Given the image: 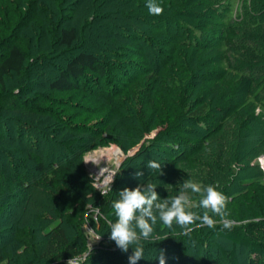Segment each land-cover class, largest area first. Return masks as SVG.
I'll return each mask as SVG.
<instances>
[{"label": "rangeland", "instance_id": "obj_1", "mask_svg": "<svg viewBox=\"0 0 264 264\" xmlns=\"http://www.w3.org/2000/svg\"><path fill=\"white\" fill-rule=\"evenodd\" d=\"M118 1L93 12L88 11L93 0H68L61 9L55 0H0V54L14 43L27 57L22 74H9L0 84V264H14L12 255L23 249L13 237L16 226L34 231L42 251L35 264H95L99 259L113 257L129 264L131 247L135 245H130L127 253L122 252L110 239V222L99 221L103 212L89 200L85 204L87 212L80 213L77 202L57 188L59 184L48 167L51 155L68 161L71 187L81 196V169L100 194L99 183L104 176L95 181L93 177H98L101 169H107L105 175L112 171L116 174L110 188L116 184L134 189L150 181L157 186L161 199L178 195L187 179L202 187L217 186L226 197L223 218L199 206L202 193L189 191L190 210L198 216L208 211L214 223L237 224L225 217L231 214V208L239 203L252 206L258 195H264V166L260 163L264 135L259 130L245 126L243 142L250 156L238 164L233 157L210 159L209 154H204L208 131L185 122L190 112H198L209 103L208 95L213 96L214 104H219L218 96L234 84L229 77L219 79L220 54L215 47L203 49L221 37L220 14L187 20L180 8L182 1L190 0H155L163 8L159 15L149 13V0ZM245 1L204 0V6L222 5L224 9L230 3L228 15H233ZM174 16L188 24L172 22ZM154 17L168 22L153 21ZM72 26L77 28L79 38L69 52L97 50L109 65L108 75L90 73L75 89H51L49 83L57 67L64 65L67 51L58 44L57 34L61 28ZM199 30L209 35V41L205 37L203 41L196 39L194 46L184 42L186 38L193 39L195 33L198 36ZM38 58L44 63L40 67ZM217 79L219 82H215ZM182 92L191 95L183 107ZM260 109L257 105L256 112ZM247 113L246 109L240 112L241 119ZM135 120L141 123L135 124ZM19 125L33 127L35 135L37 130L43 132L44 136L33 140L37 152L27 154L17 137ZM137 125L141 128L136 129ZM168 136L178 139L173 143L175 153L164 143ZM74 137L83 138L79 145L85 143V147L73 146L69 153L59 142ZM210 137L211 141L217 139ZM116 150L121 152L119 160L112 154ZM87 160L99 162L85 163ZM149 160L156 161L160 168L149 169ZM226 170L230 172L222 180ZM138 171L143 175L137 177ZM108 192L107 186L104 195ZM85 196L86 199L90 194ZM59 211L70 214L71 222L64 221ZM200 223L197 220L188 226L192 230L185 232L175 222L169 228L157 218L150 238L141 241L144 255L137 264H159L155 257L160 250L164 251L165 264H206L205 247L192 237L205 228L206 225L197 226ZM56 233L64 244L50 243ZM216 241L224 249H231L225 239ZM177 244L186 249V254L177 252ZM234 249L239 264H256V255L240 246ZM209 253L216 256V248Z\"/></svg>", "mask_w": 264, "mask_h": 264}, {"label": "trees", "instance_id": "obj_2", "mask_svg": "<svg viewBox=\"0 0 264 264\" xmlns=\"http://www.w3.org/2000/svg\"><path fill=\"white\" fill-rule=\"evenodd\" d=\"M55 1L58 3L59 9H61V5L68 2V0ZM114 1L93 0L92 4L89 7L87 6L88 11H103L104 7L106 8L105 4H109L110 6V3ZM122 1L119 0L118 2ZM181 4L180 11H185V15L187 16L183 15V18L186 17L187 20L192 18L201 20L204 16L213 17L215 14H220V23L218 24L221 30V37L216 44L210 43L208 47L203 49L207 50V48L211 49L215 47V52L220 54L218 62L222 74L218 76L219 79L229 77L234 80V84L227 87V92H222V96H218L220 97L217 101L219 104H214L213 99H211L213 96L207 94L208 99H210L209 103L205 104L207 108H204L206 107L204 106L200 110L198 109V112H190L187 118H185V122L208 131V136H206L208 147L204 150V154H209L210 159L215 157L218 160L221 158L231 160L230 157H233L234 162L239 164L250 156L248 150L246 151V144L243 142L245 139L243 132L246 128L245 126L251 127V130L255 128L256 132L259 130L260 135H264V0H246L244 4H241L236 9L233 15H228L232 10L230 3L226 4V9H222V5L204 6V0L182 1ZM49 15L52 18V12H49ZM183 18L174 16L172 22H180L187 25L188 23ZM158 19L164 22L162 24L168 22L166 18L159 17H154L153 21ZM188 26L197 32L198 29L195 26L192 24ZM204 37L209 41V35L204 36L203 32L199 30L198 36L195 33L191 37L193 39L186 38L184 42L194 46L193 44H195L196 39H202L203 41ZM77 38L79 37L75 26L61 28L58 31V44L63 46L67 51H65L66 55L63 60L64 65L60 68L57 67V74L49 83L51 89L60 91L75 89L81 81L92 75L90 73H94L98 77H106L108 75L109 65L97 50L69 52L74 47ZM38 59L37 63L40 67L44 63L41 59ZM26 60L27 57L23 49L14 43L9 45L5 49V53L0 54V84H3L5 76L9 74L21 75ZM34 61L32 59V62ZM219 79L215 82H219ZM223 95H225V98ZM190 96L184 92L181 93V107L190 101ZM124 104L126 103L123 102L122 108L125 110L127 107ZM257 105L261 109L256 112ZM245 109L248 110L247 116L241 119L239 114ZM134 122L135 124L141 123L138 120ZM137 126L136 129L141 128L139 125ZM16 130L18 133L17 137L21 143H24L23 145L27 150V154L29 152H37L38 149L32 146L34 144L33 140H38V136H44L43 132L37 130L35 131L37 132L35 135L34 131H32L33 127L20 125L16 126ZM210 136H215L217 139L211 141L209 139L211 138ZM138 140L137 137L134 141L137 142ZM177 140L173 136H168L164 140V143L169 146L170 151L172 150L171 152L173 153H175L173 143ZM81 141H84V139L74 137L61 140L59 143L67 152L72 153L71 148L73 146L77 148L85 147V143L79 145ZM67 164L68 161L62 162L56 155H51V162L48 167L56 177L59 184L57 188L61 192L67 193L71 200L77 202L81 214L87 212L85 204L89 200L93 206L98 207L103 212V218H99L100 222H115L116 216L114 214L113 202L119 199V192L126 187H120L115 184L107 195H101L92 185L89 175L85 170L81 169L78 174V182L83 187V196H81L71 187L70 169ZM37 168L40 169L41 165ZM123 170L124 166L121 167L119 175H123ZM229 172L225 171V177L222 180L226 179ZM88 194H90V197L85 199V195ZM231 210V214L225 217L235 221L237 224L229 222L214 223L212 227L205 226L200 235L196 232L193 233V241L206 249V264H239L234 249L237 246L247 249L251 255H256V264H264V195H258L252 206L239 203L232 207ZM58 213L64 221L71 222L70 214L63 215L60 211ZM225 224L228 226L225 227ZM13 237L23 248L20 254L12 255L11 260L13 263L35 264L38 262L42 251L34 231L29 230L25 226H16L13 231ZM219 238L228 241L231 249H224L216 241ZM54 241L58 245L65 243L58 233L53 234L50 243L52 244ZM175 247L178 249L177 252L179 254H186V249L179 244L175 245ZM213 247L216 248V256H212L209 253ZM95 264L122 263L113 257L99 259Z\"/></svg>", "mask_w": 264, "mask_h": 264}, {"label": "clouds", "instance_id": "obj_3", "mask_svg": "<svg viewBox=\"0 0 264 264\" xmlns=\"http://www.w3.org/2000/svg\"><path fill=\"white\" fill-rule=\"evenodd\" d=\"M147 8L150 14L159 15L163 8L155 3V0H149ZM98 164L99 160H87ZM149 169H159L160 165L154 161L147 162ZM107 169H101L100 176H104V184L111 190L110 185L113 182L116 174L105 175ZM142 172H137L136 176H142ZM181 189L178 195L161 199L156 192L157 186L148 182L139 184L136 188H124L119 192V199L113 202L115 222H110V239L115 242L116 246L124 253H127L130 245H135L132 248V254L128 257L129 264H137L143 255L144 248L142 240L150 238L153 227L157 222V218L169 228L173 222L184 228L185 232H190L192 229L188 227L194 224L197 220L201 223L197 226H214V220L209 216L208 211H205L202 216L196 215L190 210L191 208V193H202V199L199 201V206L205 210H210L213 214H218L224 217V208L226 206V197L217 190V186L207 185L202 187L197 182L187 179L181 184ZM104 195L103 192H101ZM98 210V208H97ZM228 225L225 224V227ZM139 229L137 232L136 229ZM92 230V229H89ZM100 238V237H99ZM98 238V239H99ZM97 239V240H98ZM159 260V264H165L164 251L160 250L159 255L155 257Z\"/></svg>", "mask_w": 264, "mask_h": 264}, {"label": "built area", "instance_id": "obj_4", "mask_svg": "<svg viewBox=\"0 0 264 264\" xmlns=\"http://www.w3.org/2000/svg\"><path fill=\"white\" fill-rule=\"evenodd\" d=\"M260 163L263 164V166H264V157L260 159ZM106 174H107V173H106ZM111 174H113V171L111 172ZM97 175L100 176V173H97ZM99 186L101 187L100 190H101L103 193H105V192L107 191V185L104 184V177H103L101 183H99Z\"/></svg>", "mask_w": 264, "mask_h": 264}, {"label": "bare ground", "instance_id": "obj_5", "mask_svg": "<svg viewBox=\"0 0 264 264\" xmlns=\"http://www.w3.org/2000/svg\"><path fill=\"white\" fill-rule=\"evenodd\" d=\"M115 157L116 160H119V158L121 157V152L116 150L112 153Z\"/></svg>", "mask_w": 264, "mask_h": 264}]
</instances>
